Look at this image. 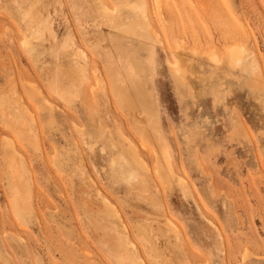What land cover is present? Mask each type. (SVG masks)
I'll return each mask as SVG.
<instances>
[{"label":"rangeland","instance_id":"obj_1","mask_svg":"<svg viewBox=\"0 0 264 264\" xmlns=\"http://www.w3.org/2000/svg\"><path fill=\"white\" fill-rule=\"evenodd\" d=\"M0 264H264V0H0Z\"/></svg>","mask_w":264,"mask_h":264},{"label":"bare ground","instance_id":"obj_2","mask_svg":"<svg viewBox=\"0 0 264 264\" xmlns=\"http://www.w3.org/2000/svg\"><path fill=\"white\" fill-rule=\"evenodd\" d=\"M158 1V0H157ZM157 4V3H156ZM136 6H138V5H135L134 7H136ZM139 7H141L140 5L136 8V10H138L139 9ZM143 8H144V5L142 6ZM140 10H142V8H140ZM119 32L120 33H122L124 36H127L128 35V32H126L125 30H123V29H120L119 30ZM235 54L237 55L234 59H235V64H239V63H241L242 62V60L244 59V53H243V51L242 50H239V49H237V48H232V50H229L228 51V53H227V62L229 63L230 62V59H232L234 56H235ZM227 63V64H228ZM172 67H171V71H173V74H175L176 75V77L178 78V80L180 81V82H183L184 81V75H183V70H182V68H181V66L179 65V63L178 62H174L172 65H171ZM131 69V68H130ZM133 72V71H132ZM132 74V73H131ZM134 75V74H133ZM133 75H131L132 76V78H133ZM130 75H128V77H129ZM126 77H127V75H126ZM131 78V79H132ZM141 79H142V77H141ZM120 83V82H119ZM138 83V82H137ZM125 85H127L128 83H124ZM132 85V84H131ZM124 89V88H123ZM135 89V88H134ZM139 91H140V89H139ZM138 91V92H139ZM141 92V91H140ZM121 94H122V92H121ZM136 95H137V93H135ZM140 95V94H139ZM139 97H141V96H138V98ZM145 98V97H144ZM147 99V98H146ZM151 99V98H150ZM141 101H142V99H141ZM143 101H145V99L143 100ZM126 102V101H125ZM138 102V101H137ZM146 102H148V101H146ZM124 103V102H123ZM140 103V102H139ZM142 104V103H141ZM133 105V104H132ZM138 106V105H137ZM140 106V105H139ZM142 116H143V114H142ZM166 152V151H165ZM165 152H163V153H165ZM162 153V154H163ZM167 154V153H166ZM165 154V155H166ZM165 160V159H164ZM168 160H170V158L168 159ZM157 162H158V160H157ZM167 163V162H166ZM164 164H165V162H164ZM168 164H170V163H168ZM164 168V167H163ZM169 168H171V166L169 165ZM169 168H168V170L167 171H169L167 174H169L170 175V177H171V174H170V170H169ZM133 172V171H132ZM131 172V173H132ZM134 174V173H133ZM129 176H131L130 175V173H129ZM165 177V176H164ZM162 179H164L163 177H162ZM165 179H169L168 177L166 178L165 177ZM165 179L163 180V183H164V181H165ZM171 179V178H170ZM168 181V180H167ZM166 182V181H165ZM166 190H167V188H165Z\"/></svg>","mask_w":264,"mask_h":264}]
</instances>
